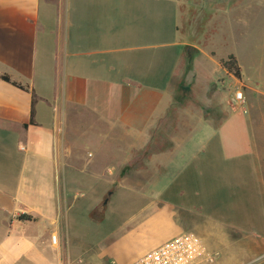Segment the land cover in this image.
I'll use <instances>...</instances> for the list:
<instances>
[{"label": "crops", "instance_id": "obj_1", "mask_svg": "<svg viewBox=\"0 0 264 264\" xmlns=\"http://www.w3.org/2000/svg\"><path fill=\"white\" fill-rule=\"evenodd\" d=\"M196 4L0 0V264H108L130 240L180 234L215 257L198 264H264V116L236 93L219 121L177 101L201 61L227 73L192 38L184 6ZM239 65L264 107L263 71ZM120 189L142 207L99 242L93 229Z\"/></svg>", "mask_w": 264, "mask_h": 264}, {"label": "rangeland", "instance_id": "obj_2", "mask_svg": "<svg viewBox=\"0 0 264 264\" xmlns=\"http://www.w3.org/2000/svg\"><path fill=\"white\" fill-rule=\"evenodd\" d=\"M122 1L126 2V0ZM228 1L226 0L225 3L224 0H198V4L193 5L191 9L189 6H184V12L188 17L191 15L194 17L195 29L192 38L194 41H198L202 48L210 52L213 51L212 55L216 58L217 63H219L218 57L227 58V55L234 54L238 64L240 60H243V70L247 71L248 74L255 73L256 68L264 73V0H254L255 3L251 1L254 6L247 10L246 22L248 25L241 20V13L244 11L241 10L242 0H230V4ZM125 4L128 5V3ZM128 17V14H121V22L131 21ZM200 64L201 77L183 78L182 84L183 86L188 85L189 91L184 92L181 97L179 93L177 94V101L182 102L185 111L190 107L193 108V112L196 110L203 111L206 116L219 121L222 117L219 112V105L223 102V96L230 100L234 108L236 102L233 94L241 89L244 91V103L242 105L251 107V115L254 118L264 116V107L258 105L259 98L253 95L252 91L246 89L245 85L240 84L241 79L220 70L213 71L212 66L206 61H201ZM262 103L264 106V101ZM175 113L177 116L182 114L179 109L175 110ZM88 149L91 153H96V148L92 145H88ZM131 192L133 193L131 190L120 189L114 193L108 202L104 211V219L99 221L97 226L98 230L97 228L96 230L93 229L99 235V242L105 241L111 233L116 232L118 234L123 230L127 226L125 224L142 207L139 202H130L132 197L129 194ZM87 199L88 197L81 198V207L84 206L83 203ZM101 214L99 210V219ZM87 227L89 228V224ZM90 232L93 234L92 228L91 231L89 230ZM98 235L87 236L86 238L89 241H95L98 239ZM149 242L148 240L143 242L130 240L128 247L118 251L112 259L116 261L115 263L120 264L141 257L156 247H150ZM141 250L145 251L140 252ZM112 259L106 260V262L113 264ZM250 264H261V261L258 259Z\"/></svg>", "mask_w": 264, "mask_h": 264}, {"label": "built area", "instance_id": "obj_3", "mask_svg": "<svg viewBox=\"0 0 264 264\" xmlns=\"http://www.w3.org/2000/svg\"><path fill=\"white\" fill-rule=\"evenodd\" d=\"M236 100L244 103L242 91L235 94ZM55 241L56 237L52 236ZM214 255L193 234H180L148 251L129 264H198L214 262Z\"/></svg>", "mask_w": 264, "mask_h": 264}, {"label": "trees", "instance_id": "obj_4", "mask_svg": "<svg viewBox=\"0 0 264 264\" xmlns=\"http://www.w3.org/2000/svg\"><path fill=\"white\" fill-rule=\"evenodd\" d=\"M219 64L223 69H225L227 71L228 74H232L236 78L241 79V69H240V66L238 64V60L234 54H229L227 56V58L220 59ZM3 79L7 82H11V80L8 76H3ZM12 83H13V85H15L18 88L25 89V90L27 89L26 87H24L18 83H15V82H12ZM34 103H35V96L33 93L32 111H31L32 117H34ZM21 219L27 220V219H32V217L31 216H21Z\"/></svg>", "mask_w": 264, "mask_h": 264}]
</instances>
